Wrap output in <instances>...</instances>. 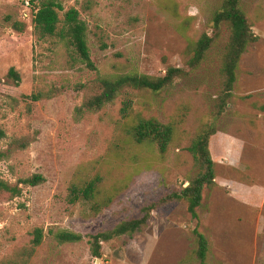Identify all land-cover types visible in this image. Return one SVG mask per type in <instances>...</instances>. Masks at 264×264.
Returning a JSON list of instances; mask_svg holds the SVG:
<instances>
[{
    "label": "rangeland",
    "instance_id": "rangeland-1",
    "mask_svg": "<svg viewBox=\"0 0 264 264\" xmlns=\"http://www.w3.org/2000/svg\"><path fill=\"white\" fill-rule=\"evenodd\" d=\"M56 1L60 19L75 9L85 22L96 70L58 38L37 37L40 1L0 0V182L44 178L35 187L20 185L17 197L0 189V264H200L196 225L208 240L207 264H264V0L241 3L257 40L241 56L219 116L230 28L222 24L216 34L212 18L224 0ZM203 34L214 42L199 69L188 72L192 45ZM171 67L188 75L157 93L135 92L126 119L120 98L95 113L78 110L82 85L124 75L157 78ZM39 93V101L29 99ZM137 116L174 125L164 154L154 143L127 142ZM203 129L214 131L208 149L215 178L203 189L194 220L184 200L163 199L198 174L187 147ZM97 174L112 201L99 202L97 210L94 200L69 203L70 184ZM152 204L141 232L103 242L99 259L91 255L89 235L138 218ZM35 229L43 235L38 246L32 244ZM58 231L83 238L59 244Z\"/></svg>",
    "mask_w": 264,
    "mask_h": 264
},
{
    "label": "trees",
    "instance_id": "trees-1",
    "mask_svg": "<svg viewBox=\"0 0 264 264\" xmlns=\"http://www.w3.org/2000/svg\"><path fill=\"white\" fill-rule=\"evenodd\" d=\"M40 6L33 19V30L39 39L56 37L64 42L66 48L73 52L76 58L90 70H96L90 59V53L86 42L87 26L85 22L79 19V14L75 9H69L64 18L60 19L59 11L61 5L56 0H38ZM243 0H224L221 8L212 18L213 28L219 32L222 24H228L230 36L226 46L222 61V79L221 90L216 99L215 114L221 115L227 106V100L231 96L234 83L236 82V70L241 56L247 47L256 42L257 37L252 33L251 26L245 13L241 9ZM215 37L203 34L193 45L192 55L187 62L189 71L194 72L205 61L207 52L214 42ZM181 68H168L163 76L151 78L143 75H124L116 78H98L92 81L91 86L82 85L81 88L85 94L82 104L78 110L88 112H98L109 104L114 103L120 98L121 118L126 119L132 112L133 97L135 92L151 91L157 93L172 87L176 80L188 75ZM16 81L17 75L11 69ZM10 96L11 93H8ZM44 95L32 94L31 101H39ZM134 123L127 129V142L132 145H143L154 143L161 154H164L172 140L174 139L175 128L172 124H162L155 119H144L140 116L135 117ZM214 134L212 129H203L187 147V151L192 155L197 166L198 174L193 177L186 187L179 192H173L166 195L163 201H181L187 203V210L194 220H198L196 209L202 203V191L205 187L214 184V162L211 159L208 149L209 137ZM20 148H25L22 144ZM4 155L0 154V159ZM82 183L70 184L68 201L74 204L78 200L96 201L94 209L97 210L101 204H109L112 201L110 193H105L101 188L102 177L95 175L90 179L83 180ZM44 182L40 174H34L30 177L20 179L15 185L10 186L7 183L0 182V189L9 192L13 197L21 195L20 185L35 187ZM97 196H103L104 200L97 201ZM102 197V199H103ZM151 206V207H150ZM146 209V213L138 218L129 219L118 223L112 229L105 230L93 235H89L88 244L91 255L95 259L101 258V244L108 242L116 237H133L147 226L150 210L155 207L154 204ZM143 211H145L143 209ZM195 237V255L200 264H207L206 259L209 252V244L205 235L198 230V226L192 230ZM32 239L33 246H38L42 241L41 229H35ZM54 238L59 244L77 243L82 240V236L73 232L58 231Z\"/></svg>",
    "mask_w": 264,
    "mask_h": 264
}]
</instances>
